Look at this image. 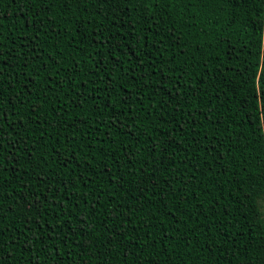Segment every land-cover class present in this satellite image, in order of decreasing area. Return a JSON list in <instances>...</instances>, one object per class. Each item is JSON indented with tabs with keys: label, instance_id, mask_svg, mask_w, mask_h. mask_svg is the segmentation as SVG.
I'll return each mask as SVG.
<instances>
[{
	"label": "trees",
	"instance_id": "1",
	"mask_svg": "<svg viewBox=\"0 0 264 264\" xmlns=\"http://www.w3.org/2000/svg\"><path fill=\"white\" fill-rule=\"evenodd\" d=\"M0 73L5 264H264V0H0Z\"/></svg>",
	"mask_w": 264,
	"mask_h": 264
},
{
	"label": "snow or ice",
	"instance_id": "2",
	"mask_svg": "<svg viewBox=\"0 0 264 264\" xmlns=\"http://www.w3.org/2000/svg\"><path fill=\"white\" fill-rule=\"evenodd\" d=\"M27 66V65H26ZM76 67L77 68H79V65H76ZM0 74H2V73H0ZM61 87H62V85H61ZM72 91H76V89L74 88V89H72ZM262 95H264V93H261ZM78 98L79 99H83V93L81 92V93H79V96H78ZM131 97H129V99H130ZM91 99L93 100V101H95L96 99H97V97H95V96H93V97H91ZM109 99H111V97H109ZM73 105L74 106H78V105H76V100H73ZM109 107H111V105L109 104L108 105ZM66 107H67V105H61V108L62 109H66ZM33 110H35V109H33ZM83 122V121H82ZM113 127H115V119L113 120ZM169 143H171V141H169ZM154 150V149H153ZM121 158L122 159H125V160H127V156L125 155V154H121ZM92 159H95V157L93 156L92 157ZM116 161H114V163H115ZM69 163H71V161H69ZM65 167H67V164H65ZM85 186L87 187V182H85ZM168 187L170 188L171 186L170 185H168ZM181 193H182V196H186L187 194L186 193H183V188H181ZM186 202V200H184V199H181V203H185ZM166 215H169V214H171V210H169V212H167V213H165ZM39 221H37V223H38ZM0 264H5V262H4V260H3V258H0Z\"/></svg>",
	"mask_w": 264,
	"mask_h": 264
},
{
	"label": "rangeland",
	"instance_id": "3",
	"mask_svg": "<svg viewBox=\"0 0 264 264\" xmlns=\"http://www.w3.org/2000/svg\"><path fill=\"white\" fill-rule=\"evenodd\" d=\"M260 206H261V210L263 211V214H264V198L260 200Z\"/></svg>",
	"mask_w": 264,
	"mask_h": 264
}]
</instances>
